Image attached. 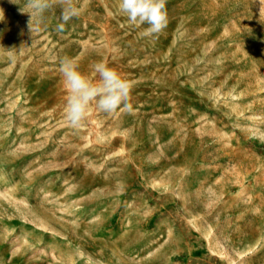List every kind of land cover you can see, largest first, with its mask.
<instances>
[{"label": "rangeland", "instance_id": "rangeland-1", "mask_svg": "<svg viewBox=\"0 0 264 264\" xmlns=\"http://www.w3.org/2000/svg\"><path fill=\"white\" fill-rule=\"evenodd\" d=\"M14 2L0 0V264H264V0H167L160 40L119 0H74L62 33L58 4L31 33ZM64 56L93 81L94 63L115 69L131 108L92 105L74 130Z\"/></svg>", "mask_w": 264, "mask_h": 264}, {"label": "clouds", "instance_id": "clouds-1", "mask_svg": "<svg viewBox=\"0 0 264 264\" xmlns=\"http://www.w3.org/2000/svg\"><path fill=\"white\" fill-rule=\"evenodd\" d=\"M11 2L15 3L14 0ZM57 4L61 7L62 21L56 26L58 32L62 33L65 25L81 14L82 9L74 0H26L21 11L30 15L28 28L31 33L38 30L33 28V19L38 18L37 24L43 23L44 14ZM166 4L167 0H119L118 9L132 25L147 26L142 33L145 37H156L168 24ZM92 70L97 74L95 81L79 70L74 58L64 56L59 61V71L67 92L65 117L74 130L84 125L92 105L105 114L114 113L121 107L131 108L129 81L103 61L94 63Z\"/></svg>", "mask_w": 264, "mask_h": 264}, {"label": "bare ground", "instance_id": "bare-ground-1", "mask_svg": "<svg viewBox=\"0 0 264 264\" xmlns=\"http://www.w3.org/2000/svg\"><path fill=\"white\" fill-rule=\"evenodd\" d=\"M92 11V10H91ZM182 16H184L183 18H182V23H184V22H186L187 21V16H189V13L188 12H182ZM189 18V17H188ZM171 25V23H168L167 24V27L163 30V32H162V34H160L159 36H156L155 38H157V40H160V39H162V38H164L165 36H163V35H166L167 34V32L169 31V29H170V26ZM98 60H100V59H98ZM101 61V60H100ZM245 93H248V92H244L243 94H245ZM242 94V95H243ZM253 107H254V105H248L247 106V109H250L251 111L253 110ZM245 108V107H244ZM240 110V109H239ZM243 111V110H242ZM241 111V112H242ZM254 113V112H253ZM256 116H261L258 120H257V123H256V125L258 126V127H260L261 128V131H259L258 132V134H260V136L262 135V137H264V114H261V111H257V112H255L254 113ZM257 117V118H258ZM255 118V117H254ZM255 122V121H254ZM254 124V123H253ZM252 124V125H253ZM255 129V128H254ZM257 132V131H256ZM257 134V133H256ZM252 167H250V165L249 164H247V163H244L243 162V164L241 165V167H240V170H246V172L248 173V172H250V169H251ZM236 172V171H235ZM246 173V174H247ZM245 174V173H244ZM243 178V177H242ZM238 181V180H237ZM241 181V180H240Z\"/></svg>", "mask_w": 264, "mask_h": 264}]
</instances>
